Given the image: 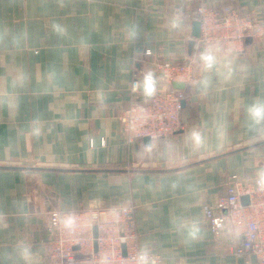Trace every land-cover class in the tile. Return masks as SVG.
<instances>
[{
	"label": "crops",
	"instance_id": "obj_1",
	"mask_svg": "<svg viewBox=\"0 0 264 264\" xmlns=\"http://www.w3.org/2000/svg\"><path fill=\"white\" fill-rule=\"evenodd\" d=\"M200 4L264 22V0H0V264H57L52 212L117 207L134 208L140 249L162 264H257L235 255L231 228L214 240L204 208L230 175L259 176L249 160L243 173L231 165L264 141L229 145L264 136L251 113L264 107V42L202 46ZM167 61L195 67L182 128L149 148L128 143L124 112L164 89Z\"/></svg>",
	"mask_w": 264,
	"mask_h": 264
},
{
	"label": "built area",
	"instance_id": "obj_2",
	"mask_svg": "<svg viewBox=\"0 0 264 264\" xmlns=\"http://www.w3.org/2000/svg\"><path fill=\"white\" fill-rule=\"evenodd\" d=\"M175 13L182 15L179 8ZM193 20L200 24L201 41L214 48H232L236 40H255L264 35V25L258 19L247 18L233 7L212 8L201 4L193 12ZM146 55L151 52L147 51ZM157 68L166 89L154 92L145 101L131 102L125 110L121 123L128 143L150 138L155 145L182 128L185 96L173 84H191L195 69L187 61L181 64L167 61ZM136 87L135 83L134 93ZM243 197L249 198V205L242 203ZM204 215L214 239H220L229 227L242 240L239 252L264 264V174L253 179L230 175L227 194L220 197L214 207L206 206ZM49 226L57 264L163 263L160 255L140 249L133 207L54 211ZM95 227L97 238L94 237Z\"/></svg>",
	"mask_w": 264,
	"mask_h": 264
},
{
	"label": "rangeland",
	"instance_id": "obj_3",
	"mask_svg": "<svg viewBox=\"0 0 264 264\" xmlns=\"http://www.w3.org/2000/svg\"><path fill=\"white\" fill-rule=\"evenodd\" d=\"M201 5V4H200ZM200 5H198L197 7H199ZM206 6V5H205ZM208 7V6H207ZM179 7H175L174 9H173V11H172V15L174 16V17H176V18H178V17H184L185 16V13H183L182 12V9H180L179 8V10H181V12H182V15L181 14H179V15H176V13H175V10L176 9H178ZM197 9V8H196ZM236 10H238L243 16H245V17H247V18H251V19H255L254 17L252 18V17H250L248 14H245V13H243L241 10H239L238 8H235ZM256 19H258V18H256ZM259 21H260V19H258ZM263 25H264V22H262V20L260 21ZM196 40H198L200 43H201V45L202 46H205V47H207V48H211L212 50H214V49H216V48H219V47H224V46H219V47H216V48H214L213 46H207V45H204V43L201 41V39L200 38H198V39H196ZM246 40V39H245ZM256 40H259V41H262V42H264V35L263 36H261V37H258ZM244 41V40H243ZM242 41V42H243ZM187 62H190V61H187ZM190 63H192V62H190ZM192 65H193V63H192ZM193 67H194V65H193ZM194 69H195V67H194ZM161 80V79H160ZM194 81V80H193ZM163 84V83H162ZM190 85V84H189ZM164 89H166V86H164ZM164 89H161V90H164ZM159 91V90H158ZM183 94H184V91L182 90L181 91ZM173 136V135H172ZM170 138V137H169ZM261 141H264V136H250V137H247V138H239V141L238 142H234V143H232V144H230L229 145V149H233V150H236V149H239V148H242V147H245V146H247V145H250V144H255V143H258V142H261ZM242 154V155H241ZM240 155H238L237 157H235V159H232L233 161V163H232V168H233V172H241V168L244 166L243 165V161L244 160H249L250 161V163H252V166H253V163H255L256 164V167L254 168V170L256 171L255 172V174L256 175H259V176H261V174L262 173H264V147H261V148H257V150L256 151H250L249 153H241ZM251 166V167H252ZM241 173H243V172H241ZM233 175H238V176H240L241 177V175L240 174H233ZM263 175V174H262ZM259 176H256V177H259ZM244 177V176H243ZM228 179V178H227ZM209 206V205H208ZM206 207V206H205ZM118 208V207H117ZM109 209V208H108ZM110 209H114V208H110ZM88 210H97V211H100V210H103V211H105L106 209H104V208H92V209H88ZM214 240H219V239H214ZM48 249H49V253H50V256H51V258L52 259H54V257H55V252L54 251H52V245H51V242L49 243V247H48ZM239 247H237L236 249H235V255L236 256H239V257H245V258H247L248 260L250 259V256L248 255V254H246L245 252H243V253H240L239 252ZM142 251H144V250H142ZM146 252H152V253H154V254H157V255H159L158 253H156V252H153V251H150V250H147ZM257 264H259L258 263V260H257Z\"/></svg>",
	"mask_w": 264,
	"mask_h": 264
},
{
	"label": "water",
	"instance_id": "obj_4",
	"mask_svg": "<svg viewBox=\"0 0 264 264\" xmlns=\"http://www.w3.org/2000/svg\"><path fill=\"white\" fill-rule=\"evenodd\" d=\"M192 35L195 39H198L200 38L201 36V27H200V24L198 22H194L193 24V32H192ZM246 43H249L251 44L252 43V38H246L245 40ZM173 87L175 89H178V90H184L186 88V85L183 84V83H174L173 84ZM144 142L146 144V146L149 148V147H152V142L150 140V138H145L144 139ZM242 203L247 206L249 205V198L248 197H243L242 199ZM94 237L97 238L98 237V230H97V227L94 228ZM95 248L97 250V244H95ZM76 250H78L79 248H75Z\"/></svg>",
	"mask_w": 264,
	"mask_h": 264
},
{
	"label": "clouds",
	"instance_id": "obj_5",
	"mask_svg": "<svg viewBox=\"0 0 264 264\" xmlns=\"http://www.w3.org/2000/svg\"><path fill=\"white\" fill-rule=\"evenodd\" d=\"M145 90L149 94H151V92L153 91V82L150 75L146 78ZM251 113L253 117L257 119L264 117V107H254L253 109H251Z\"/></svg>",
	"mask_w": 264,
	"mask_h": 264
}]
</instances>
